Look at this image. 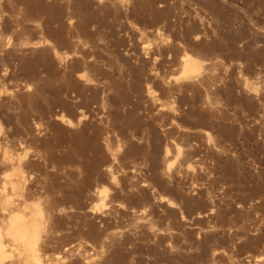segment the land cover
<instances>
[{
    "label": "rangeland",
    "instance_id": "rangeland-1",
    "mask_svg": "<svg viewBox=\"0 0 264 264\" xmlns=\"http://www.w3.org/2000/svg\"><path fill=\"white\" fill-rule=\"evenodd\" d=\"M0 264H264V0H0Z\"/></svg>",
    "mask_w": 264,
    "mask_h": 264
}]
</instances>
